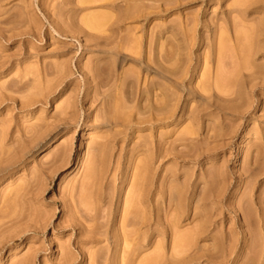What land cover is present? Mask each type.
<instances>
[{
    "label": "rangeland",
    "instance_id": "1",
    "mask_svg": "<svg viewBox=\"0 0 264 264\" xmlns=\"http://www.w3.org/2000/svg\"><path fill=\"white\" fill-rule=\"evenodd\" d=\"M148 260L264 264V0H0V264Z\"/></svg>",
    "mask_w": 264,
    "mask_h": 264
},
{
    "label": "bare ground",
    "instance_id": "2",
    "mask_svg": "<svg viewBox=\"0 0 264 264\" xmlns=\"http://www.w3.org/2000/svg\"><path fill=\"white\" fill-rule=\"evenodd\" d=\"M89 21H91V20H89ZM89 21H88V25H89ZM93 21V20H92ZM91 21V23L90 24H92V23H94L95 21H93L92 22ZM98 22V21H97ZM97 22L95 23V24H97ZM103 23V22H102ZM102 23H100V25H99V22H98V26H100V27H98V26H96L95 24H94V26L95 27H98V28H102V26L104 25V23L102 24ZM91 26V25H90ZM92 27V29H94L95 27ZM97 29V28H96ZM177 34V33H176ZM175 34V35H176ZM161 51H160V56L159 57H164V56H167V60H170V59H172L173 57L172 56H174V57H176L175 56V54H177L176 52H175V48L174 49H171L170 51H168L169 53H168V55L165 53V51L163 50V48L162 49H160ZM162 50L164 51V52H162ZM245 50H246V52H247V54H246V56L245 57H243V59H242V61H240V62H238V61H236V60H234L233 62H231L232 64H233V66H232V64H231V66H232V70H233V72L231 73L230 72V74H232L230 77H232V78H230V79H233V80H231V81H235V80H238V79H243V78H253L254 77V75L256 74L254 71H252V67L249 65V62H250V55L248 54L250 51H251V47L248 45H246L245 46ZM167 51V50H166ZM161 52H162V55H161ZM117 53V55L118 56H122L124 59H137L136 57H134V56H132V57H134V58H132L130 55H127V54H125V53H123V52H121V51H117L116 52ZM163 54H164V56H163ZM166 54V55H165ZM172 55V56H171ZM161 57V58H162ZM165 58V57H164ZM170 58V59H169ZM166 59V58H165ZM163 60V59H162ZM166 60V61H167ZM160 64H161V61H160ZM163 64V63H162ZM161 64V65H162ZM161 65H159V67L161 68ZM147 68V67H146ZM165 68V67H164ZM164 68H162V69H164ZM171 68V67H170ZM148 69V68H147ZM169 68H166V70L165 71H163L164 72V74L167 76L168 74L170 75V73H171V69H169ZM175 69V68H174ZM169 71V72H167V73H165L166 71ZM176 72H177V70H175ZM162 72V73H163ZM174 72V71H173ZM246 72H248V73H246ZM163 74V75H164ZM174 74V76L175 75H177V73H173ZM168 78H169V76H167ZM126 80V82H127V84H128V81H131V80H128L127 81V78H128V76H126V77H124ZM123 78V79H124ZM230 79H228V80H230ZM124 80H123V82H125ZM131 83V82H130ZM216 89L219 91V92H227L228 90H234L235 89V87H229L227 84H221L220 83V85H218V84H216ZM213 88V87H212ZM84 159V158H83ZM80 160V162H79V164H78V166L79 165H83L84 164V160ZM246 212H244V215H246L245 214ZM244 217V216H243ZM246 217V216H245ZM247 219L249 218V217H246ZM246 219V220H247ZM249 220V222H252L251 220L252 219H248ZM248 258V257H247ZM253 258V257H252ZM251 258V260L252 261H254V259H252ZM151 260H148V262H150ZM246 261H250V259H248V260H246ZM246 261H244V262H246ZM252 261L250 262V263H248V264H251L252 263ZM247 263H245V264H247ZM146 264V263H145ZM149 264H151V262L149 263Z\"/></svg>",
    "mask_w": 264,
    "mask_h": 264
}]
</instances>
